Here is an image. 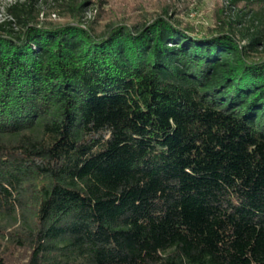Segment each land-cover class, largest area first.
Masks as SVG:
<instances>
[{"label":"trees","instance_id":"16d2710c","mask_svg":"<svg viewBox=\"0 0 264 264\" xmlns=\"http://www.w3.org/2000/svg\"><path fill=\"white\" fill-rule=\"evenodd\" d=\"M42 2L0 22V264H264V0L206 33Z\"/></svg>","mask_w":264,"mask_h":264},{"label":"rangeland","instance_id":"374dc122","mask_svg":"<svg viewBox=\"0 0 264 264\" xmlns=\"http://www.w3.org/2000/svg\"><path fill=\"white\" fill-rule=\"evenodd\" d=\"M23 0H0V22L9 20L5 9L10 5ZM79 0H73L71 5ZM86 6V19L94 16L104 20L106 24L114 21H127L130 24L151 20L152 15L161 9L169 8L172 21L179 20L181 27L188 26L198 33H206L214 29L220 20L234 17L235 10L228 11V0H88ZM40 17L42 21L50 23L64 22L63 12L59 9L51 10V3L45 6L38 0ZM70 4V3H69ZM49 7V8H48ZM75 8V7H74ZM50 11V12H49ZM175 12V15L173 12ZM48 16L46 17V14Z\"/></svg>","mask_w":264,"mask_h":264}]
</instances>
